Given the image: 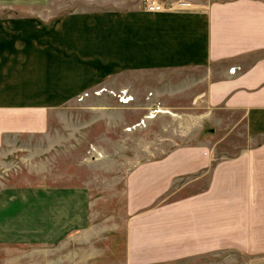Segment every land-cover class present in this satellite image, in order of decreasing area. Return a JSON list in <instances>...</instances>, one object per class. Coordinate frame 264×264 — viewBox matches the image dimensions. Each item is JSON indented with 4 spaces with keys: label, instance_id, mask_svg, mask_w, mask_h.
Segmentation results:
<instances>
[{
    "label": "rangeland",
    "instance_id": "1",
    "mask_svg": "<svg viewBox=\"0 0 264 264\" xmlns=\"http://www.w3.org/2000/svg\"><path fill=\"white\" fill-rule=\"evenodd\" d=\"M247 3L264 7L263 0ZM41 13L51 15L50 7ZM196 75L130 76L139 89L127 93H60L68 99L43 110V132L12 139L0 159V188L68 185L80 194L53 213L57 232L47 241L0 244V264L264 259V123L252 128L243 111L210 107ZM259 150L263 155L254 154ZM246 180H253L250 193ZM207 206L218 209L211 217L218 232L194 252L190 247L201 240L194 223ZM186 222L192 234L185 238Z\"/></svg>",
    "mask_w": 264,
    "mask_h": 264
},
{
    "label": "crops",
    "instance_id": "2",
    "mask_svg": "<svg viewBox=\"0 0 264 264\" xmlns=\"http://www.w3.org/2000/svg\"><path fill=\"white\" fill-rule=\"evenodd\" d=\"M103 1L0 0V159L9 155L12 139L43 132V110L68 99L60 93L132 92L137 84L128 77L157 72L201 74L196 85L206 89L210 107L243 111L252 128L264 123V7L247 6L261 0H160L189 4L162 12L149 11L146 0ZM48 7L51 15L42 14ZM16 8L25 12L10 14ZM75 188L1 187L0 244L54 236L53 213L80 194ZM203 209L194 223L196 243L201 239L190 247L194 252L204 251V238L218 232L211 218L218 209ZM185 224L187 237L192 232Z\"/></svg>",
    "mask_w": 264,
    "mask_h": 264
},
{
    "label": "built area",
    "instance_id": "3",
    "mask_svg": "<svg viewBox=\"0 0 264 264\" xmlns=\"http://www.w3.org/2000/svg\"><path fill=\"white\" fill-rule=\"evenodd\" d=\"M146 8L149 11L162 12V11H172L180 9L181 7H188V3L179 1L177 3L173 2H161L158 0H146Z\"/></svg>",
    "mask_w": 264,
    "mask_h": 264
}]
</instances>
